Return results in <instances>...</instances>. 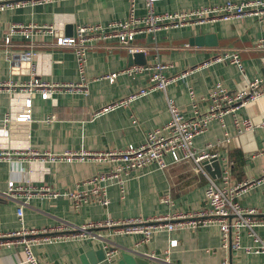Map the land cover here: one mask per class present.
Masks as SVG:
<instances>
[{
  "label": "crops",
  "instance_id": "1",
  "mask_svg": "<svg viewBox=\"0 0 264 264\" xmlns=\"http://www.w3.org/2000/svg\"><path fill=\"white\" fill-rule=\"evenodd\" d=\"M225 1L161 0L156 3V10H186ZM129 10L130 0H52L1 10L0 117L11 111L13 93L19 91L18 87L8 89L3 84L7 81L19 84L28 80L33 75L32 63L37 67L38 76L49 82L70 83L82 79L74 49L57 44L56 36L41 27L56 24L60 32L72 35L79 24H108L124 20ZM136 12L139 15L146 12L144 0H137ZM15 24L37 25L39 28L34 29L33 38L29 40L20 32L10 35ZM207 33L216 34L218 45L190 44L191 37ZM8 35L11 36L13 51L23 53L32 48L38 52L32 63L29 60H6L2 43ZM261 38H264V21L252 16L161 29L155 34H138L133 44L143 48L147 63L161 59L171 64L165 70L168 76L188 74L171 82L166 92L155 90L130 101L127 106L105 112L100 111L148 86L150 77L148 72H144L132 76L121 73L114 81L104 78L106 74L131 66L134 63L130 61L133 53L120 46L117 39L95 42L88 51L84 74L88 87L86 93L79 89H58L52 98L38 95L33 99L30 122L0 120V233L63 223L74 227L108 219H146L204 208L207 176L197 171L193 160L173 162L171 155L166 156L170 164L165 169L150 164L128 176L124 195L117 184H111L108 187V206L90 202L75 209L67 196L54 199L34 196L23 204L24 217L21 221L17 209L23 200L6 198L2 194L8 190L11 180L35 186L48 184L60 191L74 190L83 180L109 169L108 163L92 159L41 162L24 152L38 150L58 154L70 150L124 148L143 142L149 131L170 120L167 97L173 98L187 117L192 116L189 87L200 97L207 96L216 82L223 83L231 91L243 89L249 80L259 78L264 86V49L256 46ZM227 48L240 50L243 71L230 62L202 65ZM16 95L23 96L22 93ZM209 104L208 100H201L200 110H207ZM20 109V106L14 107L16 113ZM235 114L259 121L264 115V96L240 108ZM235 114H226L224 122L212 120L207 130L194 138V146L217 154L214 158L220 163V174L216 166H211L210 170L204 167L211 177L219 179L222 171L230 168L232 182L236 184L261 176L264 168V128L237 134ZM49 116L54 117L47 120ZM227 132L231 136L229 143L225 141ZM167 194L170 200L165 201ZM240 199L244 206L264 211V182L250 185ZM257 230L264 237V226ZM95 234V237L76 235L42 242L33 249L37 257L46 263L84 264L85 253L93 248L97 250L102 243L101 238H104L118 247L115 258L113 262L105 258L95 264H118L122 251L120 246L143 256L154 254L164 264H225L226 261L228 264H264V253L224 248L217 224L159 231L148 241H142L140 234L116 233L114 228L107 226L97 228ZM172 239H177L175 246H171ZM242 243L253 245L246 229L242 230ZM85 258L89 261L87 256ZM25 259L21 244L0 243V264H26ZM152 261L154 259L150 258L149 262Z\"/></svg>",
  "mask_w": 264,
  "mask_h": 264
},
{
  "label": "built area",
  "instance_id": "2",
  "mask_svg": "<svg viewBox=\"0 0 264 264\" xmlns=\"http://www.w3.org/2000/svg\"><path fill=\"white\" fill-rule=\"evenodd\" d=\"M52 0H0V11L14 9L28 3H45ZM146 12L142 15L137 14V0H130L129 15L124 20H114L108 24L88 23L79 24L72 35L60 32L56 24L45 25L51 34L56 36L59 45L71 47L75 51L77 66L82 79L78 82H49L38 76L37 67L32 60L38 56L34 49H28L23 53L12 50L11 34L20 32L26 39L32 40L34 29L37 25L24 26L15 24L11 28L2 46L4 57L8 61L29 60L32 66L33 75L19 84L7 81L3 85L8 89L18 87L19 91L13 93L12 109L0 120L5 122L18 121L30 122L33 99L41 96L45 99L52 98L56 90L68 89L81 91L88 90L87 82L84 78L85 68L88 60V51L95 42L109 39H117L120 46L126 48L130 53L142 51L143 48L133 44L136 36L143 33L155 34L161 29L177 28L188 24H198L217 19H233L245 16H252L259 21H264V0H246L236 2L227 0L220 4L205 5L197 8L175 11L158 12L156 3L161 0H144ZM29 45H32L30 43ZM258 48L264 49V38L258 40ZM264 63V56L262 59ZM218 62H230L235 64L240 71L244 70L243 58L239 49H225L207 59L202 65L211 66ZM171 66L170 63L157 59L153 63L132 64L120 71L111 72L103 76L114 81L121 74L134 75L144 72L149 73L150 84L142 87L128 98L117 100L100 112L115 109L119 106H127L130 101L138 97L150 94L155 90L167 91L169 84L179 78L185 77L188 72L168 76L165 73ZM14 91V90H13ZM23 94L19 96L16 94ZM189 96L192 101L193 115L187 117L176 101L167 97L170 120L163 126L157 127L147 133L146 139L138 144H129L124 148L113 150L89 151V150H70L62 153L29 150L27 153L35 160L41 162L72 161L92 159L98 162H106L109 169L101 171L94 176L83 180L74 190L60 191L48 184L35 186L32 184H20L14 180L9 181L8 190L2 194L6 198H19L23 200L17 209L19 219L24 217V203L34 196L41 198L54 199L59 196H67L75 209H79L84 203L95 202L103 206H108L110 197L108 187L117 184L124 195L126 191V181L134 171L144 168L150 164H156L160 169L169 166L166 160L167 155H171L173 162L181 160H193L196 169L204 173L208 178L205 188V207L194 212L178 211L171 215L153 216L150 218H129L125 220L108 219L106 221L87 222L81 226L69 227L66 224L42 228L23 227L8 233H0V243H18L23 246L26 254V264H51L41 261L34 252V246L42 242L67 238L76 235L97 236L93 229L101 227H112L116 233H135L142 236V241H148L156 232L176 231L187 227H196L208 224H217L222 233V245L224 248L231 247L236 250H244L246 253H264V237L258 232V228L264 226V211L254 206H244L240 196L252 184L264 182V168L260 177L233 183L230 168L224 169L219 179L211 177L203 166V161L216 157V153L209 149H197L194 146V138L207 130L212 120L224 122L226 114L237 112L240 108L257 101L264 96V86L262 79L249 80L243 89L229 90L221 82H216L207 96H197L195 90L189 87ZM22 98V99H20ZM201 100H208L209 107L201 111L199 104ZM20 106L18 113L14 107ZM54 116H49L51 120ZM235 129L237 134L252 131L255 128H264V115L259 121H254L251 117L240 118L235 114ZM230 133H226L225 141L230 142ZM211 145L208 146L210 148ZM2 154V153H0ZM164 200H170L169 194L164 196ZM246 229L252 237L253 245H243L242 230ZM70 231V232H68ZM177 244V239L171 240V246ZM116 250L106 252V259L113 262ZM149 264H164L151 254L147 256ZM225 264H228L227 261Z\"/></svg>",
  "mask_w": 264,
  "mask_h": 264
},
{
  "label": "water",
  "instance_id": "3",
  "mask_svg": "<svg viewBox=\"0 0 264 264\" xmlns=\"http://www.w3.org/2000/svg\"><path fill=\"white\" fill-rule=\"evenodd\" d=\"M190 44L192 45L195 44L199 46H203V45L215 46L218 45V39L215 33H207V34L191 37ZM130 61L134 62L133 64H146L147 60L145 58V52L138 51L133 53L130 56ZM203 165L207 170H210L211 166H216L218 174H220V163L218 159L216 158L206 159L203 161ZM212 175L215 174L212 173ZM93 230L95 231L96 229ZM101 240L102 243L100 242L99 248L97 250L93 248L85 253V255L83 256L84 264H95L99 261H102L103 259L106 258L107 251L116 250L118 248L115 245L111 244L107 239L101 238ZM103 241H105V243L107 242V244L104 245ZM120 248L122 249V251L120 258L118 259V264H149V258L147 256L140 255L134 250L129 248H125L122 246H120ZM85 256L89 258V261H87Z\"/></svg>",
  "mask_w": 264,
  "mask_h": 264
}]
</instances>
